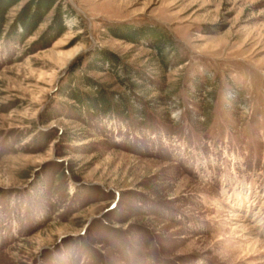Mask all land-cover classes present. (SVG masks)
Returning a JSON list of instances; mask_svg holds the SVG:
<instances>
[{"label":"rangeland","instance_id":"obj_1","mask_svg":"<svg viewBox=\"0 0 264 264\" xmlns=\"http://www.w3.org/2000/svg\"><path fill=\"white\" fill-rule=\"evenodd\" d=\"M30 1L0 39V264H264L236 227L264 241V0H55L9 39ZM84 76L113 111L62 93Z\"/></svg>","mask_w":264,"mask_h":264},{"label":"trees","instance_id":"obj_2","mask_svg":"<svg viewBox=\"0 0 264 264\" xmlns=\"http://www.w3.org/2000/svg\"><path fill=\"white\" fill-rule=\"evenodd\" d=\"M20 0H0V39H2L5 32V24L7 23L6 13L7 11L18 3ZM55 4V0H31L27 5H25L18 16L16 17L13 24H11L10 29L7 33L9 39H23L27 35H30L36 26L41 21L42 17L53 7ZM55 25L53 27V36L50 41L56 39L63 31L65 30L64 19L61 15V12L57 14V18L55 17ZM152 33V36L150 34ZM118 34V33H117ZM118 36L129 39L133 42H138L142 38H149L151 40V45L158 50L160 54L163 53L165 42L167 38L165 37L162 31H159L157 28H137L131 31L130 33L121 34ZM96 53V58L91 62L90 68L99 67L101 64H109L111 68L119 65V59L116 55L103 50L99 52H92L91 54ZM102 64V65H103ZM93 66V67H92ZM100 68V67H99ZM75 71L74 69H72ZM102 70V69H100ZM83 83L89 84L92 87V91L83 92V94L75 87H71V84H68L63 88L62 93L68 94L70 98L75 100L77 103H81L86 105L87 108L95 112H101L104 114L110 113L114 110L112 104V100L109 98L108 94L105 93V90L100 86H96L90 81V78L83 77ZM66 89H69L66 93ZM128 103L122 100L121 108H119V112L124 113L126 109L128 111Z\"/></svg>","mask_w":264,"mask_h":264},{"label":"bare ground","instance_id":"obj_3","mask_svg":"<svg viewBox=\"0 0 264 264\" xmlns=\"http://www.w3.org/2000/svg\"><path fill=\"white\" fill-rule=\"evenodd\" d=\"M237 215H240V214H237ZM241 220L244 222L237 221L236 227L244 230L248 234L247 240L249 241V245L252 248H254L253 250L256 249L260 251V253L262 254V258L260 259H262V262H264V241L255 236L254 231L252 230V227L249 224L245 223V220L243 218Z\"/></svg>","mask_w":264,"mask_h":264},{"label":"clouds","instance_id":"obj_4","mask_svg":"<svg viewBox=\"0 0 264 264\" xmlns=\"http://www.w3.org/2000/svg\"><path fill=\"white\" fill-rule=\"evenodd\" d=\"M175 115V114H174Z\"/></svg>","mask_w":264,"mask_h":264}]
</instances>
